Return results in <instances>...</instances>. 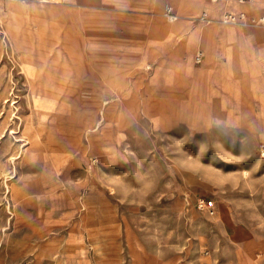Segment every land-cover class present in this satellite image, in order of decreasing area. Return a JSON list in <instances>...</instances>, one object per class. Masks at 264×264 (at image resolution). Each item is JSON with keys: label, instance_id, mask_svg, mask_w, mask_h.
<instances>
[{"label": "rangeland", "instance_id": "obj_1", "mask_svg": "<svg viewBox=\"0 0 264 264\" xmlns=\"http://www.w3.org/2000/svg\"><path fill=\"white\" fill-rule=\"evenodd\" d=\"M190 1L0 0V264H264V28L186 17L264 0Z\"/></svg>", "mask_w": 264, "mask_h": 264}, {"label": "built area", "instance_id": "obj_2", "mask_svg": "<svg viewBox=\"0 0 264 264\" xmlns=\"http://www.w3.org/2000/svg\"><path fill=\"white\" fill-rule=\"evenodd\" d=\"M212 4H222L227 3L230 0H209ZM254 0H238L239 4L251 3ZM261 13L258 15H254L245 10L233 11L226 9L221 12L218 17H215L211 14V12L204 10L201 14L194 19L202 25L207 26L214 23H221L226 25H235L236 26H253L264 28V2L261 5ZM165 14L167 17H170L173 20H177L182 18V12L176 8L168 6L165 10ZM203 60V52L201 50L196 53L195 62L201 63ZM199 207L202 209H207L211 213H215L214 203L212 201H207L206 199H201L199 202Z\"/></svg>", "mask_w": 264, "mask_h": 264}, {"label": "crops", "instance_id": "obj_3", "mask_svg": "<svg viewBox=\"0 0 264 264\" xmlns=\"http://www.w3.org/2000/svg\"><path fill=\"white\" fill-rule=\"evenodd\" d=\"M57 2V1H56ZM229 2H231V0L230 1H228L227 2V4H229ZM255 2V0L254 1H252L251 3L253 4ZM264 2V1H263ZM262 2V3H263ZM208 3L209 4H212V3H210V1L208 0ZM262 3H261V5H262ZM190 4L191 5H196V0H191L190 1ZM236 4H238L241 8H243L244 6H247L246 4H249V3H245V4H239L238 3V0H236ZM260 5V6H261ZM262 7V6H261ZM261 7H260V13H261ZM178 10H180V9H178ZM228 10H230V9H228ZM181 11V10H180ZM234 11V10H233ZM182 12V11H181ZM182 15H183V13H182ZM213 15V14H212ZM184 16V15H183ZM182 16V17H183ZM214 16V15H213ZM186 17H188V18H191V19H193V18H195V17H193V16H186ZM215 24V23H214ZM212 25V24H211ZM200 26H202V25H200ZM207 26H210V25H207ZM207 26H202L203 28L204 27H207ZM183 30H185V32H186V30H187V28H183ZM213 31V26H210V27H207V29H205V30H203V31H201V41L202 40H206V41H208L209 40V38H208V35H209V33L210 32H212ZM189 43L190 42H188L187 43V41L185 42V44L183 43L182 44V47L180 48V49H183L182 51H186L187 49H188V47H189ZM200 50V49H199ZM198 50V51H199ZM198 51H197V53H198ZM30 59H32L33 61H34V64H36V65H39V63H38V60H36L33 56H31V55H27ZM40 62H41V60H40ZM44 63H45V61H44ZM36 72H38L39 74H37V77H36V80L37 81H41V83L44 81V80H46L45 78H47V77H50V79H52V77L46 72V71H44V70H42V71H38L39 69L38 68H36ZM66 74H67V71H66ZM53 80V79H52ZM42 123V122H41ZM44 125V124H43ZM55 126V128L56 127H58V124H56V125H54ZM81 128H84L83 129V131L85 130V129H87L88 127H87V123L86 122H84L82 125H81ZM41 135H38L37 134V136L35 137V141H36V143H38L37 145H36V147L34 148V150H33V152H32V157L33 158H35V159H38L39 160V158H41V157H43V156H45L43 153H42V149H43V147H42V143H41ZM51 138H52V140H54L55 139V137L54 136H51ZM43 158H45V157H43Z\"/></svg>", "mask_w": 264, "mask_h": 264}, {"label": "bare ground", "instance_id": "obj_4", "mask_svg": "<svg viewBox=\"0 0 264 264\" xmlns=\"http://www.w3.org/2000/svg\"><path fill=\"white\" fill-rule=\"evenodd\" d=\"M27 63H29V65L28 66H26V70H27V72H29V73H31L32 71H37L36 70V68H35V66H33L34 64L32 63V60L30 59V58H28L27 59ZM37 73V72H36ZM46 80H45V85H51V84H53L52 83V79H50V77H47V78H45ZM39 83L37 82V80L34 82V85L35 86H37V87H39V89H40V91L41 90H43V89H41L40 88V85H38ZM51 86H53V85H51ZM46 90V89H45ZM46 95V94H45ZM41 100H42V97H41ZM42 102H43V100H42ZM37 136V133H31V135L29 134V138L30 139H32V140H35V137ZM38 143H36L35 142V144H34V147H36V145H37Z\"/></svg>", "mask_w": 264, "mask_h": 264}]
</instances>
